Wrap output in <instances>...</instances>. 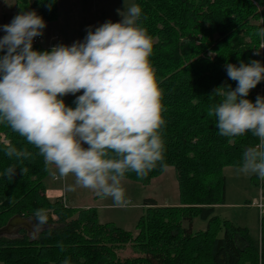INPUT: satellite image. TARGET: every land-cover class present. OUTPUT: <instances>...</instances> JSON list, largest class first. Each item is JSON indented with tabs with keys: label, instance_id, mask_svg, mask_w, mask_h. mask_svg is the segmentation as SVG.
Returning <instances> with one entry per match:
<instances>
[{
	"label": "trees",
	"instance_id": "1",
	"mask_svg": "<svg viewBox=\"0 0 264 264\" xmlns=\"http://www.w3.org/2000/svg\"><path fill=\"white\" fill-rule=\"evenodd\" d=\"M135 3L142 9L139 22L153 42L149 61L162 93L165 123L159 133L164 152L163 161L146 176L129 171L124 178L149 184L172 166L181 202L160 206L146 198L147 210L135 225L139 232L132 241L131 231L99 222L94 208L64 207L62 197L52 202L46 193L41 195L47 191L44 179L49 173L43 157L23 137L0 125V132L18 150L31 153L28 159L17 160L0 150V172L9 166L16 168L12 182L0 176V228L15 216L31 218L40 208L49 217L35 238L24 229L16 236H0V264H62L65 259L69 264H264V215L261 236L256 239L247 227L217 214V207L226 204L224 167L241 165L244 150L258 143V138L250 132L231 140L221 136L215 118L208 115L221 99L214 91L236 86L225 64L238 66L241 61L256 60L252 50L264 42L257 36V30L264 27V0ZM19 10H35L46 22L59 17L58 0H34ZM34 49L51 48L38 45ZM260 84L248 94L253 102ZM74 100V96L68 98L66 105L74 107ZM261 185L264 197V180ZM195 218L206 222L205 230H191ZM221 227L223 236L219 235ZM128 243L132 248L135 245L132 253L137 256L119 255Z\"/></svg>",
	"mask_w": 264,
	"mask_h": 264
},
{
	"label": "clouds",
	"instance_id": "2",
	"mask_svg": "<svg viewBox=\"0 0 264 264\" xmlns=\"http://www.w3.org/2000/svg\"><path fill=\"white\" fill-rule=\"evenodd\" d=\"M117 12L118 21L106 20L94 30L87 26L83 40L43 51L33 48L46 27L35 10L21 11L0 25L5 33L0 37V125L35 146L59 179L71 174L75 182L66 191L91 189L102 199L110 197L114 206L126 207L130 201L122 180L129 171L146 176L163 161L159 130L165 121L149 61L153 42L139 22L142 9L124 0ZM257 36L264 40V27ZM261 48L264 43L257 52ZM224 67L236 86L214 91L221 99L208 115L221 136L231 140L250 132L258 138L244 150L236 171L264 180V96L258 94L254 102L247 98L264 80V64L250 60ZM69 94L75 96L74 107L63 99ZM0 150L17 160L31 156L7 139L0 141ZM15 172L9 166L0 176L12 182ZM30 219L38 234L49 217L40 208Z\"/></svg>",
	"mask_w": 264,
	"mask_h": 264
},
{
	"label": "rangeland",
	"instance_id": "3",
	"mask_svg": "<svg viewBox=\"0 0 264 264\" xmlns=\"http://www.w3.org/2000/svg\"><path fill=\"white\" fill-rule=\"evenodd\" d=\"M33 1L34 0H0V25L10 23L12 18L21 12L19 6L21 8L25 5L31 6ZM129 2H135V0H129ZM123 8L124 0H58L59 17L56 21H59L61 18L62 28H68V25L72 27L79 26V22L86 18L90 25L95 26V24H102L106 20H112L113 22L120 20L121 17L117 9ZM82 11H84L83 14ZM53 22L47 21L46 24ZM73 29L74 28H71V30ZM79 31L83 33L82 30ZM47 33L48 30L44 29L42 45L47 46L48 42L49 44L52 43V45L60 44V37L58 35L49 36L47 39ZM4 34V31L0 29V37ZM85 34L86 31L82 36H85ZM72 96L74 95L69 94L63 97L65 104L68 98ZM5 139L10 141L4 132H0V141ZM239 166L240 165H228L223 169V177L226 183V204L217 207V214L222 220L227 219L242 227H247L249 233L256 239H259L261 236L259 210L256 206H249L254 200H261V182L263 180H260L254 174L238 173L236 169ZM171 172V177L173 176L172 179L175 180H169V173L165 175L166 180H162V173L154 178L160 179H152L149 184H142L132 179L123 178L122 186L130 201L126 207L114 206L110 197L102 199L91 189L77 187L74 192L66 191V185L74 184L75 178L69 174L63 179H59L56 176L57 180H54V167L49 168V173L44 179L47 191H41L40 194L43 195L46 193L45 195L52 202H55L58 197L62 196L61 200H59L64 207L75 206V208H87V205H90L91 208H94L97 212L99 222L111 223L118 228L131 231L130 233L133 236L131 239L134 241L139 232L135 230V225L138 219L144 215L147 210L143 204L146 198H156L159 202H168L169 204H179L181 202L179 183L175 176V169L172 168ZM53 217L57 218L55 214H53ZM184 225L188 227V221H185ZM206 226V222L199 218H195L194 224L191 225V230L203 231ZM28 234L33 238L38 235L37 233ZM219 235L223 236V228ZM133 246L134 250H136L135 245ZM133 248L131 244L128 243L127 249L120 252L119 255L124 258L137 256L138 254L135 252L134 254L132 253Z\"/></svg>",
	"mask_w": 264,
	"mask_h": 264
},
{
	"label": "crops",
	"instance_id": "4",
	"mask_svg": "<svg viewBox=\"0 0 264 264\" xmlns=\"http://www.w3.org/2000/svg\"><path fill=\"white\" fill-rule=\"evenodd\" d=\"M84 11H82V14H83ZM61 18L59 21H56V22H53V23H50V24H46V30H48V33H47V39L49 36H54V35H58L60 37V43H63V44H66V45H70L72 44L74 41H78V40H83L84 36H82V34L84 35L85 31H86V28L87 26H92L89 24L88 20L85 18L83 19L82 21L79 22V26H75V27H72V26H69L68 25V28H62V22H61ZM99 24H95V26H97ZM95 26L93 25L92 27L95 28ZM71 28H74L73 30H71ZM82 30L83 33H80L79 30ZM86 35V34H85ZM49 43V42H48ZM82 92V90H81ZM81 93H77V95H79ZM174 168L172 166H168L166 167L165 169V172L162 174L163 176V179L162 180H166V174L169 173V180H171L173 178V176L171 177V169ZM176 172V171H175ZM176 176V175H175ZM160 179V178H158ZM158 179H154V180H158ZM172 180H175V179H172ZM261 180V179H260ZM262 191L263 189H261V201L264 203V197H263V194H262ZM62 197V196H60ZM160 206H171V205H179L178 203H173V204H169L168 202H159L156 198H153ZM255 202H258L257 200L253 201L252 204L249 206V207H252V206H256V203ZM75 207V206H74ZM219 207V206H218ZM85 208V207H84ZM91 208L90 205H87V208L85 209H89ZM259 210V215H260V209L258 208ZM260 220H261V215H260ZM245 227V226H243Z\"/></svg>",
	"mask_w": 264,
	"mask_h": 264
},
{
	"label": "water",
	"instance_id": "5",
	"mask_svg": "<svg viewBox=\"0 0 264 264\" xmlns=\"http://www.w3.org/2000/svg\"><path fill=\"white\" fill-rule=\"evenodd\" d=\"M22 229L36 234L32 232V221L30 218L15 216L4 227L0 228V236H16Z\"/></svg>",
	"mask_w": 264,
	"mask_h": 264
},
{
	"label": "built area",
	"instance_id": "6",
	"mask_svg": "<svg viewBox=\"0 0 264 264\" xmlns=\"http://www.w3.org/2000/svg\"><path fill=\"white\" fill-rule=\"evenodd\" d=\"M56 37H54V38H56ZM42 40H43V36L42 35L38 36V37H35L34 40H33V48L35 46L42 45L41 44ZM262 43H264V42H261V44ZM261 44H260V46H261ZM52 46H54V45H52V43H50V44L47 43L46 47L51 48ZM259 47H257V48H259ZM263 53H264V48L259 49L258 52H257L256 48H254L252 50V56L254 58H256V60H259L262 64H263ZM258 94L261 95V96H264V83H263V80L261 81V84L254 90V97L255 98L257 97ZM54 180H57L56 175L54 176ZM261 200L258 201V202H255V203H256L257 207L260 209V215L262 217L264 215V203Z\"/></svg>",
	"mask_w": 264,
	"mask_h": 264
}]
</instances>
